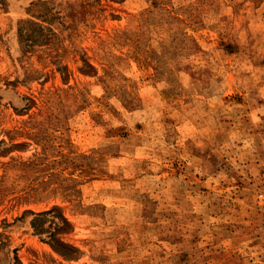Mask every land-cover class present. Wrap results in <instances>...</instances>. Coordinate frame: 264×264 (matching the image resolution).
Returning <instances> with one entry per match:
<instances>
[{"label": "rangeland", "instance_id": "1", "mask_svg": "<svg viewBox=\"0 0 264 264\" xmlns=\"http://www.w3.org/2000/svg\"><path fill=\"white\" fill-rule=\"evenodd\" d=\"M0 264H264V0H0Z\"/></svg>", "mask_w": 264, "mask_h": 264}]
</instances>
